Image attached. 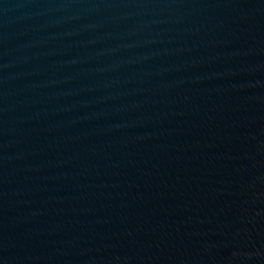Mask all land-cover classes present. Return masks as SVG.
I'll use <instances>...</instances> for the list:
<instances>
[{"label": "water", "instance_id": "95a60500", "mask_svg": "<svg viewBox=\"0 0 264 264\" xmlns=\"http://www.w3.org/2000/svg\"><path fill=\"white\" fill-rule=\"evenodd\" d=\"M0 264H264V0H0Z\"/></svg>", "mask_w": 264, "mask_h": 264}]
</instances>
